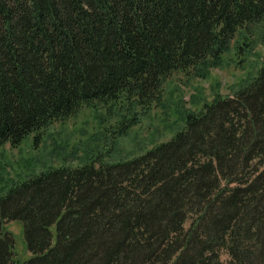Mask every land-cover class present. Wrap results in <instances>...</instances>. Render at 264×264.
I'll list each match as a JSON object with an SVG mask.
<instances>
[{
  "label": "trees",
  "instance_id": "obj_1",
  "mask_svg": "<svg viewBox=\"0 0 264 264\" xmlns=\"http://www.w3.org/2000/svg\"><path fill=\"white\" fill-rule=\"evenodd\" d=\"M263 22L264 0H0V147L34 134L37 145L96 103L147 113L173 73L206 77ZM14 221L24 264H224L223 253L264 264V61L140 156L12 186L0 196V264H16Z\"/></svg>",
  "mask_w": 264,
  "mask_h": 264
},
{
  "label": "rangeland",
  "instance_id": "obj_2",
  "mask_svg": "<svg viewBox=\"0 0 264 264\" xmlns=\"http://www.w3.org/2000/svg\"><path fill=\"white\" fill-rule=\"evenodd\" d=\"M264 61V22L239 31L222 64L200 78L194 70L177 71L167 78L159 99L147 113L126 100L86 106L75 116L43 129L36 145L34 134L19 147H0V196L12 186L59 167L99 166L140 156L185 129L188 114H197L218 95L233 96L251 82ZM246 83V84H245ZM134 117L135 120H134ZM15 240L16 264L32 258L22 221L5 223ZM56 234V227H52ZM56 238H54V244ZM227 264L226 253L221 257Z\"/></svg>",
  "mask_w": 264,
  "mask_h": 264
}]
</instances>
